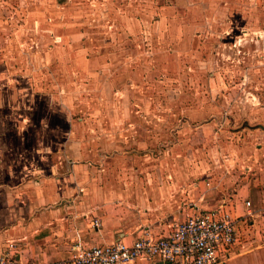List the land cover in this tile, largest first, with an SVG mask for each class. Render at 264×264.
I'll return each mask as SVG.
<instances>
[{"label":"rangeland","instance_id":"rangeland-1","mask_svg":"<svg viewBox=\"0 0 264 264\" xmlns=\"http://www.w3.org/2000/svg\"><path fill=\"white\" fill-rule=\"evenodd\" d=\"M256 125L264 0H0V133L81 147L84 187L136 230L259 171Z\"/></svg>","mask_w":264,"mask_h":264},{"label":"crops","instance_id":"crops-1","mask_svg":"<svg viewBox=\"0 0 264 264\" xmlns=\"http://www.w3.org/2000/svg\"><path fill=\"white\" fill-rule=\"evenodd\" d=\"M41 138L35 134L30 145L24 129L0 133V252L13 245L24 264H68L70 248L77 244L88 248L118 239L131 244L141 231L137 221L110 209L111 198L84 187L87 166L74 162L82 148L70 147L68 139L66 145H54L52 138ZM240 180L214 207L240 218L239 242L221 264H264V161L259 171ZM166 227L147 230L159 234Z\"/></svg>","mask_w":264,"mask_h":264},{"label":"built area","instance_id":"built-area-1","mask_svg":"<svg viewBox=\"0 0 264 264\" xmlns=\"http://www.w3.org/2000/svg\"><path fill=\"white\" fill-rule=\"evenodd\" d=\"M246 206L250 204L246 202ZM239 217L223 206L188 213L167 224L166 231L154 234L139 231L131 244L121 239L109 244L70 248L68 264H221L239 242ZM100 223L93 221L92 227ZM0 264H24L14 246L0 252Z\"/></svg>","mask_w":264,"mask_h":264},{"label":"water","instance_id":"water-1","mask_svg":"<svg viewBox=\"0 0 264 264\" xmlns=\"http://www.w3.org/2000/svg\"><path fill=\"white\" fill-rule=\"evenodd\" d=\"M247 127H248V125H246ZM251 128H260V129H264V126H262V125H256V126H254V127H251Z\"/></svg>","mask_w":264,"mask_h":264}]
</instances>
